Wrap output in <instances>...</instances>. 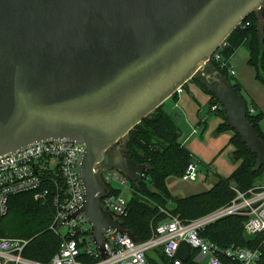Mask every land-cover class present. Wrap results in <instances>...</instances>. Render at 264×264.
<instances>
[{
    "label": "water",
    "instance_id": "1",
    "mask_svg": "<svg viewBox=\"0 0 264 264\" xmlns=\"http://www.w3.org/2000/svg\"><path fill=\"white\" fill-rule=\"evenodd\" d=\"M252 13L264 21V0H0V158L46 141L84 145L85 201L66 221L84 215L104 259L106 230L138 242L101 208L99 177L146 176L123 153L129 134L194 78L212 81L228 127L264 164L244 98L219 69L207 72ZM190 255L183 243L178 257Z\"/></svg>",
    "mask_w": 264,
    "mask_h": 264
},
{
    "label": "trees",
    "instance_id": "2",
    "mask_svg": "<svg viewBox=\"0 0 264 264\" xmlns=\"http://www.w3.org/2000/svg\"><path fill=\"white\" fill-rule=\"evenodd\" d=\"M242 45L248 49V64L255 70L256 79L264 84V21L260 23L256 13H252L234 31L226 41V46L219 51L221 60L219 62L212 60L209 67L215 66L219 69L231 84L230 80L233 77L228 73V66L224 68L221 66L228 64ZM191 81L209 95L210 113L223 120L216 132L233 131L226 123L223 106L213 96L205 79L194 78ZM232 86L241 95L239 84ZM186 87L187 84L183 90ZM172 98L178 100L179 95L175 94ZM247 105V121L264 140L262 129L264 113L258 110L254 103ZM213 107H217L216 110H213ZM252 108L256 110V114L251 113ZM206 123L207 119L200 122L205 125ZM180 136L177 122L165 110V104L146 117L129 134L123 153L135 163L149 167L145 177L137 184H131L133 191L128 197L127 213L122 217L125 228L139 241L148 240L154 229L169 216L178 217L184 222H192L231 205L238 192L247 194L251 190L263 187L258 185V181L264 175V164L257 155L249 151L240 136L233 131L231 144L235 147L234 154L237 156L236 161L239 162L237 169L228 177L219 174L216 183L207 192L189 197H173L166 187L167 178L183 177L189 165H197L194 155L180 142ZM55 177V173L47 172L42 189L13 196L9 212L5 216H0V238L29 240L24 256L42 263L51 261L63 240L60 234L64 228L63 221L56 220L58 211L54 202L56 191L51 181ZM45 189L49 191L48 194L37 199L36 194ZM110 191L119 193V190L115 189ZM246 221L247 217L244 215L228 216L208 225L201 235L224 249L234 247L258 250L260 260L257 264H264V233L247 237ZM68 237L66 234V238ZM220 258L227 262L223 256ZM185 264L195 262L191 259Z\"/></svg>",
    "mask_w": 264,
    "mask_h": 264
},
{
    "label": "built area",
    "instance_id": "3",
    "mask_svg": "<svg viewBox=\"0 0 264 264\" xmlns=\"http://www.w3.org/2000/svg\"><path fill=\"white\" fill-rule=\"evenodd\" d=\"M225 46L226 42L210 62L221 60L219 51ZM226 66L230 76L235 77L236 71L229 63L222 64L221 67ZM183 91V88H180L176 94L180 95ZM216 108L213 107V110ZM251 113L256 114V110L252 108ZM84 151V145L69 140L46 141L0 158V216H5L9 212L13 196L42 189L45 174L53 172L56 174V177L51 179L53 189L56 191L54 198L58 209L56 220L63 221L64 226L60 231L63 240L59 251L50 262L42 263L24 256L29 240L0 238V264H185L187 262L178 257L179 248L183 243L191 246L188 262L193 259L195 264L259 262L258 250L234 247L224 249L204 238L201 232L208 225L225 217L244 215L247 217L245 223L247 237L264 233V186L247 194L238 192L231 205L192 222H184L178 217L169 216L145 241L135 242L125 233L108 229L104 232L107 240L105 245L107 257L104 259L94 243L88 219L80 214L75 220L66 221L70 215L82 208L85 201L80 175V162ZM197 173V165L191 164L182 178L185 181L195 180ZM99 179L108 189V195L100 201L101 208L122 222V217L126 215L128 209L126 195L129 193L130 196L133 191L131 183L116 170L104 172ZM110 189L119 190V193H111ZM48 192L45 189L37 193L36 198H43ZM149 252H154L160 261L149 257ZM220 256L226 258L227 262H223Z\"/></svg>",
    "mask_w": 264,
    "mask_h": 264
},
{
    "label": "rangeland",
    "instance_id": "4",
    "mask_svg": "<svg viewBox=\"0 0 264 264\" xmlns=\"http://www.w3.org/2000/svg\"><path fill=\"white\" fill-rule=\"evenodd\" d=\"M248 58V49L242 45L231 59V66L237 75L230 81L232 85L239 84L241 95L249 105L256 104L258 110L264 113V84L256 79L255 70L248 64ZM209 83L212 81L209 80ZM207 85L211 91L214 90V87ZM209 100V95L199 89L194 81H190L178 100L170 98L165 102V110L169 114L181 117L175 119L181 132L180 142L194 155L198 167L195 180L185 181L176 176L167 178L166 187L175 198L207 192L216 183L219 174L228 177L239 165L234 154L235 147L231 144L233 131L216 132L223 120L210 113ZM204 119H207L206 125L200 124ZM262 129L264 131V121ZM258 185L264 186V175ZM126 197H129V193ZM148 256L160 261L154 252H149Z\"/></svg>",
    "mask_w": 264,
    "mask_h": 264
},
{
    "label": "flooded vegetation",
    "instance_id": "5",
    "mask_svg": "<svg viewBox=\"0 0 264 264\" xmlns=\"http://www.w3.org/2000/svg\"><path fill=\"white\" fill-rule=\"evenodd\" d=\"M214 69H216L215 68V66H212V67H210L209 69H208V71L207 72H213V70ZM207 84H209V85H211V88H213L214 86H212V84L211 83H209V80H207V82H206Z\"/></svg>",
    "mask_w": 264,
    "mask_h": 264
},
{
    "label": "crops",
    "instance_id": "6",
    "mask_svg": "<svg viewBox=\"0 0 264 264\" xmlns=\"http://www.w3.org/2000/svg\"><path fill=\"white\" fill-rule=\"evenodd\" d=\"M232 59V58H231ZM229 64H230V66H231V60H230V62H229ZM232 67V66H231ZM233 68V67H232ZM236 71V70H235ZM236 75H237V72H236Z\"/></svg>",
    "mask_w": 264,
    "mask_h": 264
}]
</instances>
